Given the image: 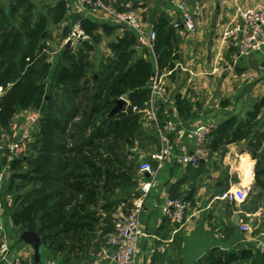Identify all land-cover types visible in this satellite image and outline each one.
<instances>
[{
  "label": "trees",
  "instance_id": "16d2710c",
  "mask_svg": "<svg viewBox=\"0 0 264 264\" xmlns=\"http://www.w3.org/2000/svg\"><path fill=\"white\" fill-rule=\"evenodd\" d=\"M131 2L115 8L137 11L153 29L151 49L126 25L88 15L72 23L73 27L79 22L86 39L63 45L53 57L48 55L50 25L63 26L62 38L71 33L67 0H8L0 5V131L10 130L22 111L40 114L25 154L10 158V176L0 194L33 186L29 196L17 194L3 207L12 224V241L22 244L23 231L37 232L44 257L49 256L52 264L90 263L87 255L98 227L111 223L118 202L135 194L130 189L139 181L135 148L148 82L155 72H170L169 78L176 80L181 17L173 21L141 0ZM106 38L109 54L100 52L96 62L93 56ZM121 98L126 103L113 112ZM172 98L178 118L191 119L190 100L178 90ZM242 141L256 160L253 188L262 192L264 105L256 103L244 120L232 116L212 130L208 148L223 154L226 145ZM8 162L5 155L2 164ZM118 195L125 197L116 201ZM112 230L113 226L105 232ZM4 232L11 243L9 232L5 228ZM252 258L248 248L240 252L212 248L195 264H245ZM19 264L34 263L24 258Z\"/></svg>",
  "mask_w": 264,
  "mask_h": 264
},
{
  "label": "crops",
  "instance_id": "0c3cea01",
  "mask_svg": "<svg viewBox=\"0 0 264 264\" xmlns=\"http://www.w3.org/2000/svg\"><path fill=\"white\" fill-rule=\"evenodd\" d=\"M6 1L8 0H2L3 4ZM47 1L53 3L55 0ZM67 1L69 24L71 20L73 23L83 16H88L84 7L79 6L76 0ZM108 1L113 8L117 5L123 6L124 1H127L126 7L132 3L131 0H122L120 4L119 0ZM141 1L152 11L168 13L173 21L180 17V13L174 7L176 0ZM183 1L194 13L198 28L195 33H188L180 22L182 43L179 48L180 60L175 67L176 80H171L169 75L164 76L168 96L156 105L161 123L168 120L178 121L180 132L170 134L174 144V155L165 160L158 172L140 216L142 229L147 236L139 242L137 264H195L212 248L236 252L248 248L253 258L245 264H264V220L259 218L261 208L249 209L247 201L237 204L221 199L226 190L243 179L247 184L254 183L253 171L256 160L248 153L247 144L244 141L228 144L223 154L211 152L210 156L201 160L197 166L180 163L175 158L176 155H187L192 151L193 139L190 135L196 126L205 124L212 131L232 116L244 120L247 112L256 103L260 104L264 98V50L241 56L232 70H226L225 64L237 48L230 43L226 46L221 43L222 32L235 19L237 7L248 9L264 5V0ZM97 16L110 20L102 14ZM213 24L215 25L213 43L210 46L209 35ZM57 28L56 32L62 37L63 26L59 25ZM62 39L64 43L67 38ZM109 40L106 38L103 41L98 52L109 54L106 48V42ZM59 51L53 52L52 55H57ZM176 90L190 100L192 117L187 121L177 116L172 98ZM140 127L139 145L135 148L138 166L151 159L161 147L157 132L142 118ZM12 128L13 124L11 132ZM210 140L211 135L208 142ZM241 144L245 147H241ZM243 160H247L251 166L250 177L249 173H246L245 177L241 169L248 167L249 171V166H242ZM137 175L139 181L136 189L139 195L140 183L147 177L140 172ZM234 178L238 181L234 182L232 180ZM261 193L264 195V191ZM169 198H185L189 207L188 213H193L183 227L171 223L163 214L162 208ZM0 214H3L0 220H3L5 229L8 228L10 231L8 234L12 241L14 236L10 234L12 224L3 205L0 206ZM11 243L12 258L17 256L21 259L32 258V250L28 245L15 244L14 241Z\"/></svg>",
  "mask_w": 264,
  "mask_h": 264
},
{
  "label": "built area",
  "instance_id": "2783aa9c",
  "mask_svg": "<svg viewBox=\"0 0 264 264\" xmlns=\"http://www.w3.org/2000/svg\"><path fill=\"white\" fill-rule=\"evenodd\" d=\"M76 2L79 6L84 7L88 15L102 14L115 23L131 28L137 33L141 42L149 47V49L152 48L155 32L140 20L137 11L132 9L118 11L116 8L107 5L103 0H76ZM174 7L180 13L182 27L188 33H195L198 28V22L186 3L183 0H176ZM176 26H178V23ZM83 39H86V36L80 29L79 22H75L70 35L64 43L66 44L67 41H70L71 44H75L78 40ZM221 43L225 46L230 43L237 48L232 58L225 64L226 70H232L241 56H248L251 53L264 50V5H256L248 9L237 7L235 19L222 32ZM169 74L170 72H166L165 74L155 72L148 82L149 96L140 110V115L157 132L161 147L151 159L140 164L138 172L142 175L147 173L148 177L140 183L139 195L131 200L128 211L116 218L113 230L108 235L107 244L110 251L107 254L102 250L101 254L106 255L105 257L108 258L110 264H137L139 242L147 236L142 229L140 219L145 201L150 195L156 176L163 167L165 160L174 155V144L170 139V134L180 132V123L168 120L162 124L156 110L158 102L163 101L168 96L164 76ZM210 135L211 128L208 125L202 124L196 126L190 135L193 139L192 151L187 155H176L175 158L180 163L197 166L201 160H205L211 154L208 148ZM23 140V137L18 138L9 147V151H11L13 156H18L22 153ZM17 148H19L18 151ZM5 174L6 171L3 168L0 171V186L5 181ZM243 181L226 190L221 195V199L237 204L244 203L250 192V183L243 184ZM162 209L164 216L171 223L179 227H183L193 216V213H188L189 207L187 202L181 198L166 199ZM1 223L0 220V233L3 235L6 233ZM1 242L0 262L19 264L21 258L19 256L12 258L13 256H11L12 247L7 235H3Z\"/></svg>",
  "mask_w": 264,
  "mask_h": 264
},
{
  "label": "rangeland",
  "instance_id": "374dc122",
  "mask_svg": "<svg viewBox=\"0 0 264 264\" xmlns=\"http://www.w3.org/2000/svg\"><path fill=\"white\" fill-rule=\"evenodd\" d=\"M105 3L107 5L111 4L109 1L107 2V0H105ZM5 4L6 3L3 4L2 0H0V5H5ZM71 21H69L70 22L69 25H70V29L72 30V22ZM57 29H58L57 26L50 25L51 36L49 39V47H48L49 53H48V55L52 56V57L54 56V55H52V53L57 51V50H60L61 49L60 46L63 43V39H62L61 35L59 36L58 32H56ZM63 45H64V43H63ZM99 53L100 52L95 53L93 56L94 61H96V62L99 61V59H100ZM201 58H202L201 62L203 63L204 62V54L201 56ZM219 72H221V71H219ZM39 117H40V114L37 111H34V110L22 111V112L18 113L12 121V124H13L12 132H11V130H1L0 131V171L3 170V167H1V165H3L2 164V158L5 155L8 156V161H9L6 164L7 166L3 165L4 169L6 171V174H5L6 178H5L4 185H1L3 189L6 188V184L8 183V179H9L10 174H9L7 169H8V166L10 165V158L11 159L13 158V154L8 149L11 145H13V143L18 138L23 137V139H24L23 143H22L23 150H22V153L19 155V157L25 154L28 139L31 138V133L33 132L34 128L36 127ZM18 150H19V148H17V151ZM243 163H244V165L242 164V166H249V171H248V167H244L241 169H242L245 177H247L246 173H249L248 177H250L251 176V171H250L251 166L249 165L247 160H243ZM243 184H246V182H244ZM32 189H33V186H22V187H19L17 190L14 189L10 194H8V196L7 195L2 196L0 194V206L3 205V203L6 202V200L11 199V197L16 196L17 194L21 195L22 197L23 196L24 197L29 196L32 192ZM130 191L135 193V194H133V198L137 196V189L136 188H131ZM249 191L250 192H249L248 196L249 195H251V196H250V198L247 196V200H246L247 202H249L247 204L248 208L249 209H254L256 207L261 208L259 218L264 220V195H262L261 192L257 191L255 188H253V185H250ZM120 197L124 198L125 196H119L118 195L114 199L117 201ZM127 200H129V201L124 202V203L123 202L120 203V201L118 202L116 214L115 213L113 214V216H112L113 221L111 223H107V224H104V225L98 227V232L96 234L97 237L92 241L90 249H89V253L87 255L90 263H86V264H110L108 261V258L105 257L106 255L101 254L102 250L105 251L107 254L110 251L108 244H107V239H108L109 233L106 234L105 231L108 232L112 228L116 218H118L121 214H125L128 211L132 199L128 197ZM8 207H10V206H8ZM2 216H3V214H0V217H2ZM1 221L3 222V220H1ZM1 224H2L3 229H4L5 228L4 223H1ZM7 230H8V228H7ZM8 232H10V231L8 230ZM3 235L6 236V234H3ZM3 235L0 233V246L2 243L1 241H2ZM97 247H101V249L96 250ZM11 251H12V248H11ZM83 258H82V260H83ZM58 259H59V257L57 256L56 260H58ZM82 260H81V262H82ZM44 264H52V261L49 260V256H47L46 254L44 257ZM81 264H84V262Z\"/></svg>",
  "mask_w": 264,
  "mask_h": 264
},
{
  "label": "water",
  "instance_id": "95a60500",
  "mask_svg": "<svg viewBox=\"0 0 264 264\" xmlns=\"http://www.w3.org/2000/svg\"><path fill=\"white\" fill-rule=\"evenodd\" d=\"M219 7V6H218ZM214 27L215 25H212L210 35H209V40H210V46L213 43V35H214ZM71 42L67 41L66 46H70ZM211 50H208V55H210ZM126 101L121 98L117 101V106L113 109V112H116L119 108H121ZM261 105H264V98L261 99L260 101ZM241 147H245L244 144H241ZM145 176L148 177V174L145 173ZM19 240L23 242V244L28 245L31 250H32V261L34 264H44V253H43V245H42V240L37 232L33 231H23L19 235Z\"/></svg>",
  "mask_w": 264,
  "mask_h": 264
}]
</instances>
